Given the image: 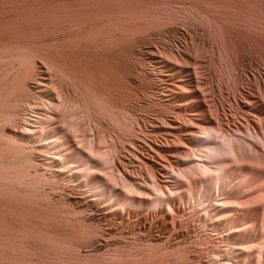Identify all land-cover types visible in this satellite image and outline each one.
Wrapping results in <instances>:
<instances>
[{"label":"bare ground","instance_id":"bare-ground-1","mask_svg":"<svg viewBox=\"0 0 264 264\" xmlns=\"http://www.w3.org/2000/svg\"><path fill=\"white\" fill-rule=\"evenodd\" d=\"M130 1L131 0H70L68 2L69 6L65 4L67 7L65 6V13L62 14H64L65 19L70 24H73V26L75 25L76 27H74L71 34L73 41L70 42V44H72L68 45L69 47L61 46L59 48L58 46L56 48L57 50L51 52V55H47L50 58H48L50 62L54 64L53 67L57 69L58 74L62 78V81L61 78L60 81L63 82L62 84L64 85H59V82L52 84L51 87L55 93V99L52 100L51 98H48L49 101H47L54 104L51 109L50 105L47 107L44 103L43 105H46L47 107H45L44 111L39 110L34 103L29 104L27 116L25 115L26 118L24 122H22L20 130L18 131L19 136H17L14 141L6 140V142L4 141L5 143L0 141L2 142L0 143V155L1 150L5 151V149H9L11 152L16 150L17 153H22L26 149L24 146L25 142L26 146H28L27 144L33 143L32 147L36 149L37 153L44 156L46 159L45 161H47V164L50 166L53 175L62 172H70V174L79 175L81 181L86 182L89 186L88 188H90L96 195H94V199L102 200L112 208V217L110 218L114 219L113 223L118 226L129 227L130 230H133L131 233H134V237L136 235L138 240L141 239V241H144V244L146 241H150L151 243L154 241H151L146 237V235L144 237L141 230H135L139 229L138 226L143 225L148 218L149 212L144 210L145 206L147 208V205H149L151 201V203H153V201L157 203L153 205L154 207L157 206L156 211L153 213V217H161L162 219H159L165 221L168 218V215L166 214L167 210L171 212L172 215L170 216H176L177 209L174 204L177 196L179 197L181 195L182 188H185L184 190L188 191L190 194L189 197L194 199L199 208L204 213L206 212L211 216L212 225L214 227L213 231H218L217 233H219L217 236L228 241L227 244H215V249L212 250V255L214 254L212 257L216 260V262H218V264H264V232L259 230L256 225L252 224V219L258 217V213L256 212L263 208L262 204L259 200L256 201L255 198L254 200L252 198L254 204H250L251 201H248L250 199H245L246 194L243 192L245 191L247 193L248 189L247 183L245 184V177L242 186L240 184L241 187L234 184L231 177V175L237 173L236 170L242 171L248 168V166H244L243 164V155L242 157H240L241 154L239 155L241 150L243 151L247 149L248 152L249 150H254L255 153L257 151L258 154H256V157L254 156L257 160H255L254 163L264 162V157L260 152L261 150H259V147H263L262 149H264V137L255 129L256 127L253 128L255 129L253 131H247L248 129L242 130L240 128L236 129V127L235 129L229 130L223 125L222 121L217 122L215 120H219L218 114L213 111L212 114H215L213 117L208 115L204 108L200 107L201 104L198 101L196 89L193 87L194 85H192L194 81L191 82V76L189 77L188 74L193 73L196 77L198 74H201V79H199L200 76L197 77V86L204 87L208 84L204 79H202V77L206 75V68L209 59L208 51L210 48L206 44L207 42H200L201 40L199 39L201 38H198L199 41L196 40L197 42L191 41L192 43L188 44L185 49H181V47H179V49L169 51L166 47L164 49L165 53L162 55H159V53L155 54L153 51L150 55L153 67L149 68L145 65H140L139 69L141 68L143 77H141L138 81L137 79H130V76L127 74L128 67H131V69L132 67L137 68V65L130 63L128 55L130 48L135 45V41L137 42L140 37L136 38V36H134L136 39L133 37V33H135V30L138 28L137 24L139 21H136V24L134 21L135 18L130 14L131 12L126 14V16H124L125 14L123 16H119V12L121 11V9L119 11V8L123 6L127 8L129 6L128 4H132ZM193 1L194 2L192 3L195 8L194 6L193 8L190 7L193 10L195 9L193 13L195 15L193 16L199 17V19L201 18L202 20H205L204 18H206V20L208 19L207 21H209V18L213 16L209 17L208 13L210 14L211 12L207 11L210 9L211 5L216 7L214 4H216L217 1ZM229 1L230 0H228V2L224 1V5L222 6L226 7H223V11L225 10L227 14H230L229 11H234L235 13V10H239L234 8L239 7L242 0H231L233 2ZM244 1L245 0H243V2ZM246 1L248 4L252 2V0ZM220 2L217 4L221 5L222 3ZM57 3L59 2L57 1ZM139 3L141 2L139 1ZM202 3H205V5H202ZM256 3H258V0H253L252 5ZM137 6L140 7V5ZM186 6L188 5L186 4ZM218 7L219 9H217L220 11V6ZM227 8L231 9L228 10ZM128 9L130 8L128 7ZM212 10L217 11L216 9ZM220 12L222 13V8ZM62 14L61 16H63ZM210 15H212V13ZM216 15H218V13ZM219 16H222V14H219ZM138 17L139 16H137V19L135 20H138ZM147 17L149 16H146L145 19ZM215 18L214 21H216ZM153 20L156 21L154 18ZM224 21L225 20L223 19V22ZM223 22L220 23L219 21L218 23L220 25L217 23L220 31L216 29L222 36L221 39L224 46L223 48L225 49H222V55L224 58L226 57V60H231V63L233 62V64H236L235 50L237 49L236 45L238 44H236V42L238 41L236 40L235 42L232 35L233 30L231 31V28L229 29L230 26L228 27V23L225 24ZM149 23L151 22L149 21ZM211 23L208 24L209 27L214 28L213 26L215 25L212 24V26ZM149 25L150 24H148V26ZM234 34L237 35V33ZM239 37L241 38V35ZM163 39H165V37H163ZM11 48L14 50L17 47H10L9 49L4 47L2 53L7 50L10 55L9 50H12ZM17 50L19 49H16V52ZM33 50L31 52L29 49L31 55H35ZM18 52H20V50ZM28 53L25 51L24 54ZM5 54L8 55L7 53ZM164 54L168 57H165ZM17 56L18 55L16 53V57ZM21 58L23 61L24 58ZM149 65H151V63ZM222 65L223 63H220V66ZM10 69L14 70L12 68ZM25 70L28 71V68ZM26 71L22 73L23 76L25 73L27 74L30 72ZM179 72H186L187 74H180ZM19 73H17L18 75L16 74L17 76H15L14 73V76L18 79L21 76ZM178 73L180 74L179 76L177 75ZM5 75L3 77L7 78ZM23 76H21V78H23ZM12 77L10 78L15 79V77ZM11 79L8 80V82H10ZM19 80L23 82L21 79ZM0 81H3V79ZM5 81H7V79ZM20 81L14 82L19 83V86H21ZM8 82L0 84L1 104L3 99L6 98L8 94H12V92H14V88L16 87L12 84L13 81L11 83ZM233 82L234 87H237L238 83L235 76L233 78ZM134 84L136 86H134ZM138 85H143L144 90L142 88L141 90H138ZM19 86L18 88H20ZM145 90L151 93V95L155 94V96L153 98L146 97ZM159 91H162V93H159ZM133 97H139L142 106H148L152 103L158 105L159 109L156 113H154V116H150L149 113H147V115L139 114L135 106L131 104L132 102H130L134 99ZM8 98L9 95L7 99ZM256 98H260L262 101L264 100V85L259 82L254 85V91H251L250 96L244 99V105L250 107L251 109H255L257 105H259V103L256 102ZM184 99L189 100V102L185 103V101H183ZM182 101L183 103H180ZM66 105L73 108L75 110H73L74 112H77L75 114L78 115V118H80V116L85 117L84 119H88V122L93 124V127H91L92 129H90V133H82L83 131L81 132V127L75 125L76 122H72L74 119L77 120L75 114H73V120V117L70 116V118L72 117V121L67 120L65 114L64 116H61V111L64 109L63 106L67 107ZM57 108L61 110L58 112V110H56ZM164 109L165 111L169 110L171 113H165V111H163ZM64 110L68 111L67 108ZM73 111L71 112L73 113ZM60 112L61 114H59ZM256 115H259L258 117L262 116V114L258 113ZM101 117H105L107 119L106 123L108 122L107 124L112 127V130L108 134L109 137H106V134L103 135V133L100 132L99 127L101 126V123L99 120ZM83 122L84 121H81V123ZM85 125L87 124L85 123ZM135 126L139 128L142 127L140 128L142 129V132L145 131L146 134L148 133V135L152 137H148L149 139L147 138V140L146 137H144L145 139L143 140H146L144 144H142V142H136L137 140L131 141V146L136 149L139 148V154H141L140 163L142 164H140V166L142 165L141 167H144L143 169H145V172L140 171L138 173L142 177L143 181L135 179L125 173L119 167V158L117 159L116 157V153L118 152L117 149L119 147L118 141L121 139L119 132H126L130 135L135 130ZM262 130L264 129L262 128ZM157 135L160 140L155 138ZM3 136L6 135L4 134ZM157 141H160L161 143ZM190 148L192 151L194 149L193 155H189L190 151H188L189 153L187 154L191 157L187 159L189 156H186L185 153L187 150H190ZM29 150L34 151L33 149ZM24 152L25 155H21L22 160L18 159V161L15 160L14 162L0 161V184L4 186L2 193L8 198L5 200L6 203L3 202L1 204L0 214L1 216L12 215L18 221L21 220L23 222H28V224L31 225V231L36 232L38 235L40 234L42 238V236H49L50 233H53L50 229L52 227V223L49 221V219L52 218L49 217H52L55 213L53 211H56L57 214V210L60 207L51 203L50 204L52 206L45 203H40L38 206L37 203L33 205L28 200L30 197H25L26 195L22 196L23 194L21 195V192L19 193L18 189H16L15 185H13L15 180H24L22 174L19 172V168L24 165H32L35 162L31 157L32 154L29 155L30 153L27 154L26 151ZM178 154L185 155V159L187 160L185 163L186 166L184 167L183 165L185 164H183L182 166L184 168H181L180 172L176 171V168H172L175 160L173 155L176 156ZM159 155H161V158ZM14 156L18 157V155ZM137 158L139 159V156ZM156 158L159 159L158 162L163 167H171L172 172L176 171L174 174H181V180L179 179V183L181 184L178 186L176 185V187L173 186L172 188V186L170 187L167 184H161V182L158 181L153 163ZM248 158L249 161H251V156H248ZM176 167L178 169V166ZM11 169L18 170L12 173ZM252 170L254 173L258 174L259 170L256 166H253ZM145 174H147V176ZM39 176V181L44 179L46 181V178L48 177L45 176L46 178H44L42 176L43 178H41V175ZM27 177L30 178L29 176ZM27 181L30 182L32 180ZM204 182H207V184L205 185ZM197 186H201L204 191H198V194L197 192H193L194 187ZM151 197L152 199H149ZM87 199H91V197H87ZM87 199H85L84 204L90 206L91 203H87ZM30 201L33 200L30 199ZM70 201V199L69 201L64 200L66 204H69ZM63 206L62 208H64ZM45 217L48 219L46 220ZM76 218L77 217L66 218L68 219V225H66L70 229V233L68 232L67 234L66 231L64 232L66 234H63L64 242H62L61 245L64 248L70 247V240L72 238H78V236H74L80 235L77 232L83 230L90 233L97 228V226H94L88 220H80ZM174 220L175 218L173 217L172 221ZM175 222L176 221H174V223L171 222V224L173 225ZM55 234L54 236L51 235L49 240L52 241L51 244L54 243L55 245H59L60 242H57L59 235H57L58 237H56V240ZM75 241L77 240L73 239L72 243ZM61 245H59V247H61ZM133 247L134 246H132V248ZM139 247L136 248L137 251L135 250L130 254L132 257L129 258V261L127 259L120 258L116 264H151V262H147V259L150 261L152 258L154 262V259L158 256L159 258L157 259H159V261L157 260L154 264H164L168 262L164 260L165 257L173 251V253L176 252L180 255L176 254L177 258L181 257V259L179 258L181 262V260L187 258L185 256L189 254L186 247L182 248L173 245L170 249L159 244H154V246L148 247L151 248V251L153 252L143 255V253H140V250L138 249ZM132 248L130 249L132 250Z\"/></svg>","mask_w":264,"mask_h":264},{"label":"rangeland","instance_id":"rangeland-1","mask_svg":"<svg viewBox=\"0 0 264 264\" xmlns=\"http://www.w3.org/2000/svg\"><path fill=\"white\" fill-rule=\"evenodd\" d=\"M57 1L59 3H57ZM69 1L70 0H0V80L3 79V81H0V84L8 82V80L11 79L10 77H12V74L13 77H15L18 75L17 73L21 72L19 74L23 76L22 73L26 71L25 69L28 68V71H30H26L28 73H25L23 78H21V76L19 77V79H21L23 82H21L16 77L15 79H11V81L8 82L11 83L13 81L12 84L17 88L15 87V90L13 89L14 92H12V94H8V99L7 95L6 98L3 99V102L1 101L2 104L0 103V141H2L3 143H5L6 140L14 141L15 138L19 136L18 131L20 130V126L27 116V110L30 103H34L36 107H38V109L41 111H44L46 105L47 107L50 105L51 109L54 104L47 101H49L48 98H51L52 100L55 99V93L53 92L51 87L52 84L59 82V85H64L62 84L63 82H61L62 78L58 74L57 69L53 67L54 64L50 62V58L48 56L51 55V52L57 50L56 48L58 46L59 48L61 46L69 47L68 45L72 44H70V42L73 41L71 34L74 30L75 25L73 26V24H70L65 19L64 14H62L65 13L64 11L66 7L69 6ZM139 1L141 3H139ZM216 1L217 3L220 2V0ZM224 1L228 2V0H221V5L217 3L214 4V6L216 5V7H213V5H211L212 8L210 7L207 12H211L212 15H210L211 13H208V16L213 17H210L209 21H207L208 19L206 20V18H204L205 20H202L201 18L199 19V17L193 16L195 15L193 14L195 9H191L194 6V4L192 3L194 2L193 0H131L130 2H132L133 5L131 3L128 4V7L130 9H128V7L126 8L125 6L119 8V11L121 9V11L119 12V16H123L124 14V16H126V14H129L130 12V14L135 19H137V16H139L138 20L134 19L135 22H139L138 24L136 22L138 28L135 30L136 34L133 33V37L136 36V38H138L140 36L138 38L140 41H135V45L130 48L128 55L130 63L136 64L137 68L135 67V69L132 67L131 69V67H128L127 74L128 76H130V79H137V81L141 79V77H143V72L141 68L139 69V66L145 65L149 68L153 67V62L150 59V55L151 53H153V51L155 52V54L159 53V55H162L163 53H165L164 49L166 47L167 50L172 51L179 49V47H181V49H185L188 44H191L196 40H201L200 42L203 41L205 43L207 42L206 44L210 48L208 51L209 59L206 68V75L202 77V79H204L208 84H206L204 87L197 86V77L200 76L199 79H201V74H198L197 77L193 73H191L192 75L190 73L188 74L189 77L191 76V82L194 81L192 85H194L193 87L196 89L197 98L201 104L200 107L204 108L205 112L213 117L215 116V114H212L213 111L218 114L219 120H215L217 122L222 121L223 125L229 130L235 129V127L236 129L240 128L242 130L248 129L247 131H253L256 129L264 137V130H262V128L264 129V100L262 101L260 98H256V102L259 103V105H257L255 109H251L250 107L244 105V99L250 96L252 90L254 91V85H256V83L258 82L264 85V0H258V3H256L258 5H252L253 0L249 4L246 0L244 2L242 0L239 7H233L234 9L239 10H235V13L234 11H229L230 14H227L225 10V12L223 11V7H226L222 6L224 5ZM65 4H67V6ZM136 4L140 5V7H138ZM186 4L188 6H186ZM202 5H205V3H202ZM218 6H220V11L222 8V13L218 10ZM212 9H216L217 11H213ZM53 10L57 12L58 15ZM223 12L225 15L223 14ZM217 13L218 15H216ZM61 14L63 16H61ZM219 14H222V16H219ZM214 15L216 18L214 17ZM146 16H149L146 18L147 20L145 19ZM153 18L156 19L157 23L153 20ZM214 18L217 22L214 21ZM222 18L225 20L224 22ZM217 19L220 21V23H228V27L230 26L229 29L231 28V31H234H232V35L235 42L236 40L238 41L236 42V44H238L236 45L237 49L235 48L236 64H233V62L231 63V60H229V62L228 59L226 60V57L224 58V56L222 55L223 50L225 49L223 48L224 46L221 39L222 36L219 33L220 30L218 29V25L220 24L218 23L219 21ZM148 20L151 23H149ZM208 22H212L211 25H215H212L214 28L209 27ZM148 24L150 25L148 26ZM216 29H218L219 31ZM234 33H237V35ZM240 35L241 38L239 37ZM163 37H165V39H163ZM198 38L201 39L198 40ZM4 47L6 49H9L10 47H17L16 49H19L20 52H18L19 50H17L16 52V49H14V51L13 48H11L12 50H9L10 55L8 54L9 52H7L6 49V52L2 53ZM29 49L31 52L33 49H35L33 50L35 55H31ZM25 51L26 53H29L24 54ZM5 53H7L8 55H6ZM16 53L18 55V58L16 57ZM21 57L24 58L23 61ZM165 57L168 56L165 55ZM150 63L151 65H149ZM220 63H223V65L220 66ZM10 68L14 70H11ZM17 69H20L21 71ZM228 71L230 72V74ZM179 73L177 74L178 76L180 74H185L186 72H181L180 74ZM4 75L5 77L7 76V78H4ZM234 76L236 77L238 83L237 87L235 86L236 88L233 85ZM6 79L7 81H5ZM16 79L21 82V86H19V83H15L19 82ZM18 86L20 88H18ZM134 86L136 85L134 84ZM137 87L138 90H141V88L144 90L143 85H138ZM146 91L147 90H145L146 97L153 98L155 96V94L151 95V93ZM159 93H162V91H159ZM183 101H185V103L189 102V100L187 99H184ZM183 101L180 103H183ZM130 102H132L131 104L135 106L137 112L142 115H147V113H149L150 116H154V113H156L159 109L158 105L152 103L150 104L151 106H142L139 97L132 99V101ZM43 103L46 105L44 106ZM63 108H67L69 113L67 110L62 109V114L61 112L59 114H61V116H64L65 114L66 119L72 121L74 119L73 114L77 112H74L75 110L73 108H70L69 106H63ZM69 109H72L71 111L74 110L73 113ZM56 110H58L59 112L61 109L59 110V108H57ZM163 111H165V109ZM166 112H169V114L171 113L169 110L165 111V113ZM255 112L256 114H262L263 117H258L259 115H256ZM70 116L73 117H71L72 120ZM75 116L77 117V120L74 119L75 121L73 120L72 122H76V124H74L81 127L80 129L81 132L83 131L82 133H90V129H92L91 127H93V124L91 122H88V119H84L85 117L80 116V118H78V115L76 114ZM106 120L107 119L105 117L100 118L99 121L101 123V126L99 127V129L100 132L103 133V135L106 134L105 136L109 137L108 134L112 130V127L107 124L108 122L106 123ZM81 121L84 122L81 123ZM85 123L87 125H85ZM138 128L139 127L135 126V130L130 135L126 132H119L121 139L118 141L119 147L117 149L118 152L116 153V157L117 159L119 158V167L125 173L135 179L143 181L142 177L138 173L140 171L145 172V169H143L144 167H141L142 165L140 166V164H142L140 163L141 154H139V148L136 149L131 146V141L137 140L136 142H142V144H144L148 137H152L148 135V133L146 134L144 129V132H142V129H140L142 127H140L139 129ZM3 133L6 136H3ZM144 137H146L145 141L143 140L145 139ZM155 138L160 140L158 135ZM32 144L33 143H30L27 144L28 146H26V142L25 145L23 143V145L26 147L24 151H26L27 154L30 153L29 155L32 154L31 157L36 163L34 162V165L32 164L21 166V168H19V172L22 174L24 180H15L13 185H15L16 189H18L19 193L21 192V195L23 194L22 196L26 195L25 197H30V199H32L33 201H30L29 198L28 200L33 205H35L36 203L37 206L40 203L49 205L51 203L53 205H58V207L60 208L58 209L59 211L55 209L57 210V214L56 211H53L55 213L52 215V217H49L52 218L49 219V221L52 223V227L50 228L52 231H50L53 233H50L49 236H42V238L40 234L39 236L36 232L31 231L32 228L31 225L28 224V222H23L21 220L18 221L12 215L1 216L0 214V264H116L117 261L120 260V258L127 259L129 261V258L132 257V255L130 254L134 252L139 246L140 247L138 249L140 250V253H143V255H147V253L153 252L151 251V248L148 247H152L154 246V244H159L168 248L176 245L178 247H186L188 249L189 254L187 253L188 255L185 256L187 257L185 258L186 260L183 259L181 260V262L179 260V258L181 259V257L177 258L176 252H170L169 255H167V257H165L164 259L165 261H168L166 262L167 264H218V262H216V260L212 257L214 255H212V250L215 249V244H227L228 241L222 237L220 238L217 236L219 233H217L218 231H213L214 227L212 225L213 223L211 216L206 212L204 213L199 208L194 199L189 197L190 194L188 193V191L184 190L185 188H182L181 195L179 197L177 196L174 204L178 213L176 212V216H170L172 214L169 210H167V221L161 220V217H153V213L157 209V206L154 207L153 205L157 203H155L154 201L153 203H151V201L150 204L147 205L149 209L145 206L144 210L149 212L150 216L148 215V218L143 223V225H140L141 227L138 226L139 229L135 230H141V233L144 234V237L146 235L147 238H149L151 241H154L153 243H151L150 241H146L144 244V241H141V239L138 240L136 235L135 237L137 240L135 239L134 233H131L133 230H130L129 227H122L113 223L114 219L110 218L112 217V208L104 201L94 199L96 195L90 188H88L89 186L86 182L81 181L79 175H73L70 174V172H62L53 175L50 166L47 164V161H45L46 159L44 158V156L37 153L36 149L32 147ZM262 148L263 147H259V150H261L260 152L264 157V149ZM29 149H33L34 151ZM15 151L11 152V150L9 149H5V151L1 150L0 161L14 162L15 160L18 161V159L22 160L21 155H25V152L23 151L22 153H17V151ZM188 151H190V153ZM191 151L192 149L190 148V150H187L185 155L187 156V153H189V155H193L194 149L192 153ZM131 152L136 153L132 154ZM12 153L14 155H18V157L14 156ZM137 153L139 159L137 158ZM182 154H178L176 156L173 155V158L175 160L174 162L172 160V168H176L175 170L178 172H180L181 168H184L186 166L185 163L187 162V160L185 159L186 156ZM256 154L258 153L257 151L255 153L254 150H249V152L247 151V149L243 151L241 150V153L239 152V155L240 157H242L243 155V164L244 166H248V168H246L247 172L245 169L242 171L236 170L237 173L231 175V177L233 179V183L238 186H240V184L242 186L245 177V184L247 183L248 187L247 193L245 191H242L244 194H246L245 199H250L248 200L251 201L250 204H254L253 200L255 198L256 201L259 200V202L262 204L263 208H261L260 211L256 212L258 213L257 215L259 218H253L252 224L256 225L259 230L264 232V162L262 161L259 163L258 161H256L258 163H254V161L257 160L255 159ZM160 156L161 155H159V157ZM248 156H251L253 160L250 159L251 161H249ZM190 157L191 156H189L187 159H189ZM158 158L153 161L154 170L156 172L155 174L158 181L161 182V184H167L170 187L172 186V188L173 186L176 187V185L178 186L179 184H181L179 183V179L181 180V174H174L176 173V171L172 172L171 167H163L158 162L161 157L159 159ZM176 166H178V169ZM253 166H256L258 168V174L254 173V171L252 170ZM16 170L18 169H11V172L13 173ZM39 175H41V178H46L47 176L48 177L46 178V181L45 179L39 181ZM145 175L147 176V174ZM27 176H29L30 178H28ZM27 180L32 181L29 182ZM204 184L206 185L207 182H204ZM0 190H2L0 191L1 206L3 202L6 203L5 200L8 198L5 197V195L2 193L4 190V186L1 184ZM198 191L202 192L204 190L201 186L194 187L193 192H197L198 194ZM87 197H91V199H87ZM69 199L71 200L70 203L66 204L64 200L69 201ZM85 199H87V203H91L90 206L84 204ZM149 199H152V197ZM51 204L49 206H52ZM61 205H64V208H62ZM67 206L70 207L68 208ZM61 215L65 216L66 218L77 217L80 220H88L94 226H97V228L95 227L96 230L94 229V231L90 233L83 230L80 231L81 233L77 232L81 236L74 235L75 237L78 236V238H72V241L70 240L71 244L69 246L72 248H64L61 245L62 242H64L63 236L66 233L68 234L70 229L67 227L68 219ZM173 217L175 218L174 221L176 222L172 225L171 222L174 223V221H172ZM59 224L62 226H60ZM60 231L62 234L60 233ZM54 234L56 235L55 239L56 237H58L57 235H59V238H57L58 240H56L57 242H60L59 245H61V247H59V245H55L54 243L51 244L52 241L49 239L50 236H54ZM73 239L77 241L72 243ZM132 246L134 247L132 248ZM130 248H132V250ZM157 258H159V256L155 259L153 258L154 262L152 258L150 259V261L149 259H147V262H151V264H154L157 260L159 261V259Z\"/></svg>","mask_w":264,"mask_h":264}]
</instances>
